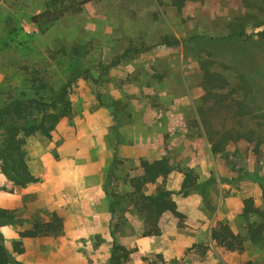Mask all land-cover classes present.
I'll return each mask as SVG.
<instances>
[{
    "label": "rangeland",
    "instance_id": "obj_1",
    "mask_svg": "<svg viewBox=\"0 0 264 264\" xmlns=\"http://www.w3.org/2000/svg\"><path fill=\"white\" fill-rule=\"evenodd\" d=\"M49 1L0 0V105L11 92L49 94L36 77L55 89L75 77L72 114L26 140L38 181L0 172V207L23 218L0 220L4 244L20 240L24 264H111L115 243L128 250L122 264H264V240L248 237L260 217L245 208L264 210V0H63L72 8L41 33L32 16ZM165 34L180 43L159 44ZM76 42L90 48L77 61L59 52ZM130 43L151 47L110 66ZM163 156L172 172L144 190H173L180 217L127 196L140 160ZM187 169L205 195L180 192ZM55 215L57 232L21 235ZM217 222L244 237L242 250L214 243Z\"/></svg>",
    "mask_w": 264,
    "mask_h": 264
},
{
    "label": "trees",
    "instance_id": "obj_2",
    "mask_svg": "<svg viewBox=\"0 0 264 264\" xmlns=\"http://www.w3.org/2000/svg\"><path fill=\"white\" fill-rule=\"evenodd\" d=\"M162 1V0H159ZM180 9L184 0H173ZM60 4V6H59ZM51 7V8H50ZM72 6L63 3V0H50L49 8L41 13L32 16V21L39 28L41 33H46L61 17L68 12ZM246 32L244 25H239L237 30L230 33L229 38L237 39ZM264 38V31L257 32ZM161 45L176 46L180 39L171 34H165L158 42ZM151 46L145 48L149 49ZM145 49L130 43L123 52L119 53L110 66L117 65L122 59L130 55L140 53ZM90 48L81 43H73L70 46H62L59 49L64 55H68L77 61L81 56L86 55ZM109 66V67H110ZM210 70L205 67V74ZM210 76V75H208ZM44 77H36L41 81L39 90L49 91L35 95H27L26 92L20 94L9 93L0 105V172L5 178L17 186H26L38 181V177L29 169L25 144L28 137L38 133L47 137L52 135L59 122L72 114V101L70 91L75 77H70L58 88L48 86L43 80ZM247 81V78L245 77ZM216 150V148H215ZM173 168L168 157L163 156L157 159L140 160L139 172L135 175H128V180L132 185V190L127 196L133 200L134 206L143 210L147 214L160 215L170 212L175 216H181L176 201L173 199V190L159 187L155 192H146L145 186L155 183L160 177H167ZM193 190H199L205 195V188L198 180V175L192 170H185V176L180 192L188 195ZM120 195L113 192V211H116L120 203ZM247 211L257 212L259 221L250 222L248 225V237L252 241L264 240V210L253 206L251 199H245ZM23 219L15 210L0 207V220L18 221ZM58 219V220H56ZM59 230V218L54 216L53 220L47 222L35 221L34 227L23 230L22 236L35 237L57 232ZM214 243L219 247L228 250H242L244 247V237L236 233L231 225L226 222H217L211 232ZM23 247L20 240H16L11 251L0 239V264H24L17 259L13 253H22ZM128 251L125 246L115 243L110 256L111 264H122L123 257Z\"/></svg>",
    "mask_w": 264,
    "mask_h": 264
}]
</instances>
